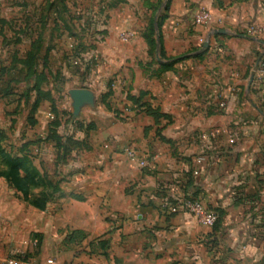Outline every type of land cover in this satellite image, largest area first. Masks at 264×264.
Returning a JSON list of instances; mask_svg holds the SVG:
<instances>
[{"label":"crops","instance_id":"obj_1","mask_svg":"<svg viewBox=\"0 0 264 264\" xmlns=\"http://www.w3.org/2000/svg\"><path fill=\"white\" fill-rule=\"evenodd\" d=\"M159 1L96 0L85 14L77 11L78 31L95 40L98 56L93 86L76 88L91 91L95 105L82 107L78 117L95 127L87 149L59 164L62 203L48 212L49 228L53 235L62 231L64 244L77 237L78 250L52 258L57 264H264V77L255 76L264 33L243 31L252 23L264 28L263 0H164L155 38L179 66H150L146 34ZM40 6L0 0V23L24 24L22 32L32 37ZM199 9L211 15L206 27L194 25ZM54 19L49 9L45 21ZM203 55L214 62L202 66ZM165 63L156 52L155 64ZM15 83L0 78V196L15 192L11 167L17 180L54 175L48 149L43 158L32 143L45 133L38 124L24 127L25 137L8 152L1 148V137L21 131L5 126L7 99L20 98ZM184 198L203 202L216 223L205 228L188 214H170L169 205ZM8 259L0 251V264Z\"/></svg>","mask_w":264,"mask_h":264},{"label":"rangeland","instance_id":"obj_2","mask_svg":"<svg viewBox=\"0 0 264 264\" xmlns=\"http://www.w3.org/2000/svg\"><path fill=\"white\" fill-rule=\"evenodd\" d=\"M39 1L38 23L32 37L22 32L24 24L0 23V66H5L0 67V78L15 80V89L20 94L19 99H7L5 126L10 130L21 129L19 134L15 130L16 134L10 132L1 137V148L8 152L16 146L19 137H25L24 127L38 124L45 129V133L32 143H35L39 154L43 153V158L48 149V158L52 155L54 160V167L48 169L54 173L51 181L40 174L36 180L26 177L22 182L9 184L15 192L0 196V251L5 253V259L25 257L34 264L66 249L78 250L77 237L73 242L64 244L61 242L62 231L58 230L53 235L49 228L48 212L61 209L62 200L56 197V193L61 183L57 175L58 159L63 151L57 149L55 138L48 137L52 131L63 140L71 138L81 144L71 149L65 160L71 161L87 149L92 139L89 132L93 131L95 123L73 115L68 92L83 86L92 87L98 66L95 40L89 34L83 35L77 28V11L85 14L96 0H51V8L47 5L50 0L48 3L46 0ZM163 8L162 4L157 14L162 13ZM49 9L56 13L57 20L45 21ZM157 23L153 14L155 31L158 29ZM150 47V66H161L155 64V49L154 46ZM162 58L167 61L166 64L171 63L169 66H179L180 60H175L178 56L164 55ZM199 62L202 66H208L214 60L211 56L203 55ZM30 84L33 98L29 94ZM45 109L48 111L45 112ZM22 144H28V141Z\"/></svg>","mask_w":264,"mask_h":264},{"label":"built area","instance_id":"obj_3","mask_svg":"<svg viewBox=\"0 0 264 264\" xmlns=\"http://www.w3.org/2000/svg\"><path fill=\"white\" fill-rule=\"evenodd\" d=\"M261 11L264 13V0L261 5ZM211 22V15L206 9H199L194 16V25L200 27H206ZM245 35L250 37H260L264 33V28L261 25L252 23L243 27ZM255 76L257 79L264 77V61L259 62L257 69L255 70ZM229 142L234 143L233 139ZM150 160H141L140 165L142 167H149ZM170 214H188L192 216L197 224L202 227H212L217 220V215L212 210L208 209L206 205L200 200H194L191 198H184L177 201L175 204L169 205L168 208ZM5 264H34L29 258L25 257H11ZM42 264H57L53 258L46 259Z\"/></svg>","mask_w":264,"mask_h":264},{"label":"trees","instance_id":"obj_4","mask_svg":"<svg viewBox=\"0 0 264 264\" xmlns=\"http://www.w3.org/2000/svg\"><path fill=\"white\" fill-rule=\"evenodd\" d=\"M163 1L164 0H160L159 3L157 4V7L155 8V11H157L160 6L163 4ZM159 27V21L157 23V28ZM155 35H156V31H155V28L153 26V19L151 20L150 22V26L147 30V34H146V37H147V40H148V44L149 46H154V49H155V54L158 50L159 52V56L161 59H163L162 57L164 56V54L161 52V47L157 45V42H156V38H155ZM150 51H151V47H150ZM176 61H178L179 59H175ZM256 61H258V64L259 62H263L264 61V54H257V58H256ZM169 63V62H168ZM171 64V63H169ZM169 64H161V66H169ZM258 66V65H257ZM150 113L153 112V110H148ZM51 136L48 137V138H55L56 141H57V144H56V147L58 150H62L63 151V155L59 157L58 161L61 162V161H64L65 160V156L67 153H69V151L75 147H80L81 144H78V141L77 140H72L71 138H66L65 140H63L61 137H58L56 136V134L54 132L51 131ZM17 168H14V167H11L10 168V171H8V177H9V180H10V183L11 184H14V183H19V182H22L23 179L21 180H17L16 179V176H15V170ZM72 237H74V232H72Z\"/></svg>","mask_w":264,"mask_h":264},{"label":"water","instance_id":"obj_5","mask_svg":"<svg viewBox=\"0 0 264 264\" xmlns=\"http://www.w3.org/2000/svg\"><path fill=\"white\" fill-rule=\"evenodd\" d=\"M159 14L156 16V20H158ZM214 33H223L220 32H214ZM157 43L159 44V36L157 34ZM260 42V41H259ZM262 43V42H260ZM209 47V42L206 41L203 44V48L207 49ZM158 50H157V56H158ZM252 81V79H251ZM69 96L72 101V109H73V115L77 116L79 114V111L84 106H90L93 107L95 105L94 95L91 91L86 89H72L69 91Z\"/></svg>","mask_w":264,"mask_h":264}]
</instances>
